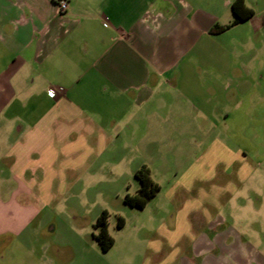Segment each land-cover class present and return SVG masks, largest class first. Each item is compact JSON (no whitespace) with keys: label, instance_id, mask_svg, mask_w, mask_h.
Segmentation results:
<instances>
[{"label":"crops","instance_id":"obj_1","mask_svg":"<svg viewBox=\"0 0 264 264\" xmlns=\"http://www.w3.org/2000/svg\"><path fill=\"white\" fill-rule=\"evenodd\" d=\"M56 1L0 0V259L29 237L55 234L53 190L81 182L94 156L116 157V169L133 148L115 142L135 141L144 126L130 142L138 150L154 126L155 140L190 142L193 161L169 193L189 200L143 264H264L212 212L251 202L243 191L255 169L219 135L205 145L214 132L204 128L241 119L258 100L264 0H243L253 16L217 34L236 0H68L64 14ZM142 167L152 178L145 162L135 173ZM197 210L206 224L194 235L187 213Z\"/></svg>","mask_w":264,"mask_h":264},{"label":"rangeland","instance_id":"obj_2","mask_svg":"<svg viewBox=\"0 0 264 264\" xmlns=\"http://www.w3.org/2000/svg\"><path fill=\"white\" fill-rule=\"evenodd\" d=\"M259 39L264 51V36L260 35ZM261 84L251 113L247 114L244 108L240 112L241 119L237 116L227 125L216 127L207 124L204 128L214 132L205 145L211 144L212 138L219 135L220 142L232 151L241 148L250 166L255 169L243 191L246 194L247 190H252L248 194L253 200L245 201L248 202L245 205H241V201L231 202L224 209L216 207L212 212L227 219L229 224L234 223V227L242 232V238L249 241L264 258V83ZM139 127L142 131L134 136L135 141L120 139L115 142L120 148H128V143L134 149L123 160L119 158L122 161L119 167H111L116 157L94 156L77 174L81 182L67 183V188L53 190V205L48 210L51 211L50 217L56 219L58 228L55 234L25 239L23 245L3 252L0 264H143L146 247L161 239L160 229L168 227L172 216L181 214L189 200L185 191L179 190L172 197L169 193L171 182H175L189 168L193 156L188 154V141L155 140L154 126L148 131L150 136L146 137L147 141L141 142L135 150L137 147L130 142L137 144V139L143 137L144 126ZM151 139H154L150 142L158 151L146 149ZM143 162L155 170L152 178L161 185L162 191L140 211L125 205L124 199L137 193L139 184L134 173ZM104 210L110 215L109 232L115 240L114 247L107 253H102L93 239V226ZM187 214L190 218L188 222L194 225L191 227L192 234L197 235L202 231V225L206 224L202 222L203 211ZM231 214L234 216L229 219ZM119 217L124 220L123 229H118ZM187 242L188 238L184 237L178 249H182Z\"/></svg>","mask_w":264,"mask_h":264},{"label":"trees","instance_id":"obj_3","mask_svg":"<svg viewBox=\"0 0 264 264\" xmlns=\"http://www.w3.org/2000/svg\"><path fill=\"white\" fill-rule=\"evenodd\" d=\"M231 11L233 15L231 24L227 27L216 26L211 30V33H222L253 16V12L246 7L243 0H236L231 6ZM135 179L139 184L138 191L133 196L127 195L124 199V204L132 209L144 210L146 206L157 196L161 188L152 180L150 170L147 167L139 169L135 173ZM109 217V213L107 211H103L93 226L95 231L93 239L96 241L102 253L110 251L115 243V240L109 233ZM117 226L118 229H122L124 227V220L121 217L118 218Z\"/></svg>","mask_w":264,"mask_h":264},{"label":"built area","instance_id":"obj_4","mask_svg":"<svg viewBox=\"0 0 264 264\" xmlns=\"http://www.w3.org/2000/svg\"><path fill=\"white\" fill-rule=\"evenodd\" d=\"M56 2L60 10V13L62 14L66 13V11L68 10V0H57Z\"/></svg>","mask_w":264,"mask_h":264}]
</instances>
